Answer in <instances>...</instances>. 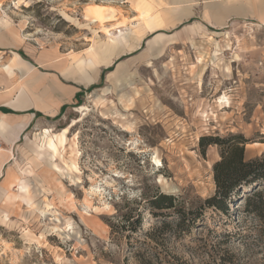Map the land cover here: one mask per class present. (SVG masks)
<instances>
[{"label":"rangeland","instance_id":"rangeland-1","mask_svg":"<svg viewBox=\"0 0 264 264\" xmlns=\"http://www.w3.org/2000/svg\"><path fill=\"white\" fill-rule=\"evenodd\" d=\"M13 59L0 264H264L249 188L206 203L232 143L264 156V0H0Z\"/></svg>","mask_w":264,"mask_h":264},{"label":"trees","instance_id":"trees-1","mask_svg":"<svg viewBox=\"0 0 264 264\" xmlns=\"http://www.w3.org/2000/svg\"><path fill=\"white\" fill-rule=\"evenodd\" d=\"M242 142L232 143L222 153V159L216 162L214 169L217 190L214 196L206 199V203L226 210V201L231 199L234 192L242 196L246 186L249 188L245 190L248 193L247 209L264 220V187L259 183L264 180V156L245 160ZM173 200L171 195L160 194L152 199V204L159 209L173 207Z\"/></svg>","mask_w":264,"mask_h":264},{"label":"bare ground","instance_id":"bare-ground-1","mask_svg":"<svg viewBox=\"0 0 264 264\" xmlns=\"http://www.w3.org/2000/svg\"><path fill=\"white\" fill-rule=\"evenodd\" d=\"M96 12L97 13H101V9L97 8L96 9ZM146 18V17H145ZM18 40L22 41V36H20V38H18ZM16 58H17V55L15 54L14 55ZM95 57L97 58V55H95ZM15 67H16V59H13L12 62L9 64V65H6V64H3L1 67H0V70H1V74H0V82L3 81V78L7 75H10V77L12 79H16V76H17V71L15 70ZM10 80V79H9ZM13 80V81H14ZM68 130V129H67ZM66 131V130H65ZM64 131V132H65ZM66 134V133H65ZM67 135V134H66ZM64 136V135H63ZM66 138V136H64V139ZM66 140V139H65ZM75 146L72 145V153H73V156L71 157L73 162L76 163L77 162V158H78V154H79V150L76 148L77 144L75 143L74 144ZM157 162H160L158 159H156ZM73 163V164H74ZM76 165V164H74ZM92 192H96V190H92ZM96 194V193H95ZM88 206H91V203L89 201V199L86 198V201H85Z\"/></svg>","mask_w":264,"mask_h":264},{"label":"crops","instance_id":"crops-1","mask_svg":"<svg viewBox=\"0 0 264 264\" xmlns=\"http://www.w3.org/2000/svg\"><path fill=\"white\" fill-rule=\"evenodd\" d=\"M60 105V104H59ZM49 106V105H48ZM52 107H55V109L57 108L56 106H52Z\"/></svg>","mask_w":264,"mask_h":264}]
</instances>
